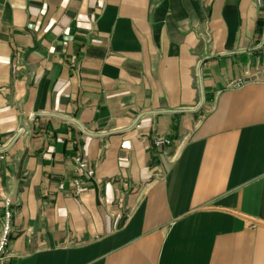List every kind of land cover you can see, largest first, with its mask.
Returning <instances> with one entry per match:
<instances>
[{
    "label": "crops",
    "instance_id": "obj_1",
    "mask_svg": "<svg viewBox=\"0 0 264 264\" xmlns=\"http://www.w3.org/2000/svg\"><path fill=\"white\" fill-rule=\"evenodd\" d=\"M262 42L255 0H0L6 264H264Z\"/></svg>",
    "mask_w": 264,
    "mask_h": 264
},
{
    "label": "built area",
    "instance_id": "obj_2",
    "mask_svg": "<svg viewBox=\"0 0 264 264\" xmlns=\"http://www.w3.org/2000/svg\"><path fill=\"white\" fill-rule=\"evenodd\" d=\"M256 4L260 7L263 6L264 0H255ZM258 49H260L264 53V42L260 43L258 45ZM253 79H263L264 81V64L259 71L252 76ZM249 79L247 78H241L235 82H232V86H238L242 83H245ZM154 143L157 147L163 149V151L166 152V148L169 147L172 144V140L166 136V135H154L153 136ZM78 177L75 179L76 184V193H80L82 191V185L80 176L87 175L89 177H95V169L93 166H90L89 163L82 159L81 157L77 156L75 158ZM63 185L61 184V187ZM5 222L4 226L2 228L1 234H0V264H6L8 259L10 258V254L7 252L8 245H9V234L12 228V220L15 214V210L12 209V200L11 198H5Z\"/></svg>",
    "mask_w": 264,
    "mask_h": 264
},
{
    "label": "water",
    "instance_id": "obj_3",
    "mask_svg": "<svg viewBox=\"0 0 264 264\" xmlns=\"http://www.w3.org/2000/svg\"><path fill=\"white\" fill-rule=\"evenodd\" d=\"M203 100H204V96L202 97V102L200 103V106L202 105V103H203ZM199 106V107H200ZM142 115H139L136 119H135V121H134V124L138 121V119L141 117ZM65 118H68V117H65ZM69 120H72V121H74V122H76V123H78V124H81L79 121H77L76 119H74V118H68ZM20 135H21V131H19L16 135H15V137H14V139L12 140V142L10 143V145H8L7 146V148H9V147H11L17 140H18V138L20 137ZM3 149H0V151H2Z\"/></svg>",
    "mask_w": 264,
    "mask_h": 264
}]
</instances>
